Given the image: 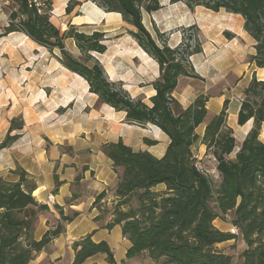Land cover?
Segmentation results:
<instances>
[{"label":"trees","instance_id":"16d2710c","mask_svg":"<svg viewBox=\"0 0 264 264\" xmlns=\"http://www.w3.org/2000/svg\"><path fill=\"white\" fill-rule=\"evenodd\" d=\"M8 1L11 23L2 28L0 37L24 34L48 50L63 68L84 79L99 105L125 113L123 123L142 129L155 126L169 139L161 158L147 151H134L122 140L105 143L101 148L117 176V203L112 223L107 227L121 226L123 236L131 243L126 258L146 256L155 264H232L231 256L217 245L237 237L213 225L219 215L230 212L233 214L231 224L237 227L245 243L240 264H264V144L258 139L264 123V81L253 78L243 89L247 99L241 102L237 125L243 126L252 119L253 127L233 158L228 157L237 143L226 124L227 100L222 110L206 123L201 143L210 159L203 162L215 166L218 173L217 179L208 178L194 167L192 148L199 141L195 131L207 118L209 98L200 95L184 108L173 96L179 79H200L190 62L192 56L203 52L205 43L197 25L188 28L194 35L176 47L170 48L165 43L159 46L142 23V11L151 14L162 8L158 0H90L105 13L121 15L122 22L132 28L129 36L157 63L159 76L151 84L155 95L147 105L109 82L102 65L92 56L106 52L105 32L86 33L73 25L61 32L50 23L52 0H45L47 8L40 14L28 6L27 0ZM177 2L180 0L172 3ZM80 4L69 1L65 15H70L73 7ZM185 4L190 10L200 7L212 13L225 11L239 15L243 19V30L255 42V55L249 59L257 68H264V0H187ZM223 35L227 40L235 38L228 32ZM66 40H73L78 57L66 49ZM54 51H58V55H54ZM9 125L0 142V151L18 140L19 135L11 133L23 129L22 117L13 118ZM143 142L149 147L157 145L156 141L148 139ZM16 172L19 175L16 183L0 178V264H29L63 233L64 225L75 216L60 213L59 224L40 240H35L33 233L38 218L48 207L32 196L35 184L26 179L27 174L21 169ZM157 186H164V190L155 191ZM103 197V192L98 194L93 207L97 208ZM55 209L60 210L58 206ZM74 251L73 264H84L99 254L106 256L107 263H115L108 244L94 243L90 236L76 242Z\"/></svg>","mask_w":264,"mask_h":264},{"label":"crops","instance_id":"0c3cea01","mask_svg":"<svg viewBox=\"0 0 264 264\" xmlns=\"http://www.w3.org/2000/svg\"><path fill=\"white\" fill-rule=\"evenodd\" d=\"M69 1L81 3L77 10L79 14L70 17L65 15V8ZM87 2L92 3L90 0H56L55 7H58V13H53L59 22L56 28L64 31L69 25L84 28L82 25L106 24L109 29L103 32L111 34L122 27L121 15L116 13H110V15L117 16L111 23H107L105 17L93 24L76 21L82 18ZM165 4L167 2H160L163 8ZM169 5H172V7L169 6L170 9L159 10L167 17L166 24L175 25L177 29L186 24H195L205 38L203 52L190 58L195 73L203 79L201 81L203 86L195 88L191 79L182 78L179 79L173 96L184 108L188 107L198 96H207L209 98L208 114L213 105V116L221 111L224 101L228 100L227 111L231 115L230 112L233 109V119L232 122L227 123V127L233 131L238 151V146L253 127L252 119L243 126L235 123L243 89L253 78L264 81V68H257L249 59L255 55L253 48L255 42L243 30V19L239 15L223 12L222 15L214 14L215 18L210 19L208 14L212 12L201 8L208 17L201 23L199 11L190 12L182 2ZM174 8L178 10L179 16H175V12L172 11ZM165 20L161 19V23ZM152 22L156 25L155 21ZM2 24L3 22H0L1 28ZM145 24L144 27L151 34V22L148 21ZM218 25L221 30L213 39L210 34L213 29L210 28ZM162 26L165 25L162 24ZM128 30L132 29L128 28ZM224 32L234 35L235 38L227 40L223 35ZM69 41L73 49L77 51L73 40ZM0 42V51H9L12 54L10 59H7L6 55L0 56V142L5 138L10 126L9 122L14 117L22 115L25 124L23 130L17 133L18 140L11 147L0 151V178L5 182L16 183L19 180L16 171L21 169L27 174L26 179L35 184L32 196L39 204L48 207V211L39 216L33 233L37 241L49 229L59 224L60 213L64 216L68 213L71 216L75 214L72 220L64 225L63 233L37 253L29 264H73L74 244L87 236H90L94 243L108 244L113 253L114 264H155L146 256L127 259L126 253L131 243L123 236L121 226L107 227L112 223L111 216H101L98 208L93 207V203L96 196L103 192L105 187L113 184L117 178L112 170L111 161L102 152L101 148L105 143H116L122 140L134 151H147L154 157L161 158L169 143L168 137L157 127L148 125L149 131L138 128L142 133L137 140H134L133 133L135 134L134 129L137 127L123 123L125 113L115 112L104 105L99 110L94 109L97 97L89 93L88 84L84 79L63 68L56 60L36 59L39 50L44 51V48L36 45L22 33H11L0 37ZM137 48L142 54L143 51ZM146 57L150 59L147 55ZM151 62L153 67L148 77L153 75V78L144 79L143 75H139L142 76L139 79L145 81L139 84L141 89L138 87L139 92L142 93L145 88L149 97L155 94L151 83L159 76L157 63L154 60ZM13 65L20 69V72H17L14 79L5 77L4 66ZM42 66L49 72L43 77L44 80L35 74ZM24 79H27L26 82L29 83L22 86L19 83ZM12 80L14 84L10 85ZM40 81L42 85L39 87ZM45 81L48 84L44 85ZM215 88L218 91L211 94V90ZM44 90L48 91L46 98L50 107L48 116L56 118V121H50L46 126L42 125L44 117L35 109L39 104L38 96L44 93ZM24 95H27L25 101ZM66 107H69L68 112L57 116V112ZM205 125L206 122L195 131L199 141L192 150L199 158L206 157V147L201 143ZM150 134L159 136L161 141L158 140L155 146L146 147L142 139ZM258 139L264 144V123L261 124ZM82 184L86 185L87 190L79 192L78 187ZM155 190L163 191L164 186H157ZM56 206L60 208L59 211L55 209ZM213 225L223 233H227L230 227L220 222L218 218ZM231 241L235 240L227 241L228 243L223 246H229ZM222 244L217 247L221 248ZM84 264L109 263L106 261V256L99 254L89 258Z\"/></svg>","mask_w":264,"mask_h":264},{"label":"rangeland","instance_id":"374dc122","mask_svg":"<svg viewBox=\"0 0 264 264\" xmlns=\"http://www.w3.org/2000/svg\"><path fill=\"white\" fill-rule=\"evenodd\" d=\"M79 1H83V0H79ZM158 1H159V4L161 1L167 2V4H165V6H164V8H166V9H170L172 7V5H169V4L174 5V3H172L173 0H158ZM186 1L187 0H180V2H182V4L185 5V7L190 12L196 13L197 11H199L201 13L199 15V19H200L201 23L204 20L208 19L206 14H204V13H206L204 10H202L201 8H194V9L190 10L185 4ZM177 3H175V4H177ZM51 4H52V7H51L52 13L51 14L49 13L51 16L50 23H52L56 27L59 24L57 17L55 18V15L53 14L54 12H55V14L58 13V7H55V5L57 4L56 0H52ZM95 5L97 6L96 3H95ZM79 6H81V5H79ZM79 6L73 7L71 14L68 16L70 17L74 14L75 15L79 14L77 12ZM169 6H171V7H169ZM161 7H162L161 9H164L163 6H161ZM172 11L175 12V16H179L178 10L176 8H174ZM223 12H225V11H220L219 13H209V14L207 13V14H208L209 18L211 19V18H215V17H213L214 14L222 15ZM142 15H143V22H142L143 25L145 23H147L148 21L151 22L152 31L150 30V32L152 34V37L156 39L159 46L162 45L163 43H165L170 48H174L177 45H179L181 42H184V39H187L188 36L190 37V36L194 35V31L188 29L191 26L189 24H186L185 26H183L179 29H177L176 28L177 26H175V25L170 26L169 24H166L167 20H165V19H167V17L164 16L160 11H157V12L151 13V14H147L144 11H142ZM83 16H85V17H83ZM83 16H82V18L77 19L76 21L93 24L91 21L90 22L86 21L87 14H86L84 9H83ZM216 18L218 19L219 17H216ZM161 19L165 20V22L161 23ZM152 21H155L156 25H154ZM162 24H164L165 26H162ZM2 26H3V24H2ZM121 26L122 27L117 29L115 32H113L111 34H106V38L108 39L105 42V45L107 47L106 52L103 55L93 54L92 56L96 60H98V62L102 65V67L104 69L105 76L109 82H113L117 85L118 88L119 87L122 88V90L125 91L131 98L142 99L145 104L150 105L149 99L151 98V96L149 97V93L147 91H145V88L143 89V93L139 92L138 87L140 88L139 84H142L145 81L143 79L142 80L139 79L140 77H142L139 75H143L145 77L144 79H151V77L153 78V75L150 78L148 77V75L152 71L153 64H152L151 60H153V59L150 58L147 54L146 55L151 60L147 59V57H144V56L142 57V54L140 53L139 49L137 48L138 45L128 34L129 33L128 28H130V29H132V28L125 23L121 24ZM79 28H80L79 29L80 31H83L86 33H90L93 30L106 31L107 29H109L108 25H106V24L97 25V26L88 25L84 28H81V27H79ZM67 29H68V26H67ZM210 29H213V32H211L210 34L213 37V39H215V37L219 34L221 27L218 25V26H214V28H210ZM66 30H64V31H66ZM2 32H3V30H2ZM61 32H63V31H61ZM0 45H1V42H0ZM65 47L68 51H71L73 56L78 57V50L76 51L73 49V46L70 44L69 40L65 41ZM72 50L75 52H73ZM76 52H77V54H76ZM54 53H55L54 55H58V51H54ZM38 54L39 55L36 56V59L37 58H40V59L48 58L49 61L50 60H56L54 58V56L51 55L48 52V50H46V49L44 51L39 50ZM2 55H6L5 57L7 59H10L12 57V54L9 51H7V52H4V50H2V52L0 51V56H2ZM4 69H5V72H4L5 77L6 76L11 77V78L13 77L12 79H14L17 72L18 73L20 72V69H17V67H15L14 65L11 67L4 66ZM47 73H49V72H47L45 70V67L42 66V68L39 71H37L35 74L37 76H39L41 78V80H44L43 77L46 76ZM24 74H25V72H24ZM0 76H1V72H0ZM156 79L157 78H155V80ZM191 80H192L191 83L194 85L195 88L203 86V84L201 82V81H203V79L200 78V79H191ZM26 81H27V79H24V81L23 82L21 81L19 84H21L22 86H25L27 83H29ZM41 83H42V81H40V84H38L39 87H40V85H42ZM13 84H14V80H12L10 82V85H13ZM46 84H48V82L45 81L44 85H46ZM88 90H89V87H88ZM216 91H218V90H216V88H215V89L211 90L210 93L214 94V93H216ZM47 95H48V91L44 90V93H41V95L38 96L37 101L39 102V104H37L35 107L37 113L41 114L44 117L42 120L43 126H46L47 123L49 124L50 121L51 122L56 121L55 117L49 118V116H48L49 115L48 110L50 109V107H49V103L47 102V99H46ZM26 96L27 95L23 96L24 101L27 99ZM246 99H247L246 97L242 96L241 102L243 100H246ZM250 100H251V98H250ZM228 103H229V101H228ZM93 107L95 110H99L101 107H103V105H99L96 101V103ZM227 109H228V106H227ZM231 109H232V107L230 108V110ZM68 110H69V107H66L65 109L59 110L57 112V116L64 115L66 112H68ZM232 112H233V109H232ZM232 112H230L231 115H229L228 111H227L226 124L232 122V119H233V113ZM213 114H214V106L212 105L211 108L209 109V114L205 120L206 123L210 120V118L213 116ZM18 116L22 117V115H18ZM18 116H16V117H18ZM22 119H23V117H22ZM18 123H19V121L16 122V125H18ZM235 123H237V122H235ZM24 126H25V124H24ZM135 127H137V126H135ZM138 128L142 129L140 127H137L134 129L135 130V134L133 133V139L134 140H137V138H139V135L142 133V131H140ZM144 130L149 131L148 126H146L144 128ZM18 132H20V131H14L11 134L14 135V134H17ZM148 134L149 133H147V135ZM143 139H148L150 141H156L157 144H158V140L161 141L160 140L161 138H159V136H155V135H151V134L147 138H143ZM143 139H142L143 145L146 147H149V146L145 145V143L143 142ZM192 152H193V150H192ZM236 152H237V149L235 148L234 151L230 154V156L228 158H233L235 156ZM193 155L195 158L197 157L194 154V152H193ZM206 157H207V155H206ZM197 158H199V157H197ZM203 161H206V160H203ZM204 164L207 165L208 167H210L209 163L205 162ZM30 182L33 183L32 181H30ZM116 182H117V179H115V182L113 184L105 187V190L103 191L104 197L97 203V208H98L101 216H106V217L111 216V218H113V211L116 208V203H117V199L115 197ZM86 190H87V188H86L85 184H82V186L78 187L79 192H84ZM132 206L134 207L135 204H132ZM211 206L213 208H215L214 204H211ZM125 209H127V208H124V210ZM43 214H45V213H43ZM70 216H71L70 213H68L66 217H70ZM218 219L220 222H222L224 224H228L229 226H232L231 221L233 219V214L229 212L226 215H219ZM227 233L231 234L229 231ZM236 237H237V239H235V241H233V242L231 241L230 242L231 244L229 246H223V245L228 243V242H226V243L222 244L221 248H218L219 250L223 251L227 255L231 256L232 264H240L241 263V261H242L241 253L243 252V250L245 248V243L242 240L241 236L238 235Z\"/></svg>","mask_w":264,"mask_h":264},{"label":"built area","instance_id":"2783aa9c","mask_svg":"<svg viewBox=\"0 0 264 264\" xmlns=\"http://www.w3.org/2000/svg\"><path fill=\"white\" fill-rule=\"evenodd\" d=\"M28 6L30 8L36 9L37 13H41L47 8V3L45 0H27ZM9 7V1L8 0H0V22H3V27L8 26L11 21L9 19V13L7 12V9ZM2 28L0 27V34L2 32ZM210 159V157H205V158H195L194 162V167L196 170L202 174L205 177L212 178V179H217L218 178V173L216 171L215 166H210L207 167L203 163V160ZM213 162L214 159H212ZM229 232L231 235L238 236L239 235V230L237 229L236 226H230Z\"/></svg>","mask_w":264,"mask_h":264},{"label":"bare ground","instance_id":"6f19581e","mask_svg":"<svg viewBox=\"0 0 264 264\" xmlns=\"http://www.w3.org/2000/svg\"><path fill=\"white\" fill-rule=\"evenodd\" d=\"M84 10L87 14L86 21L88 22L91 21L92 23H98L100 19L103 17H105L108 23H111L114 21L115 17H117V16L110 15V13H105L104 11L99 9L96 5L90 2H87L85 4ZM142 55L146 57V54H144L143 52H142Z\"/></svg>","mask_w":264,"mask_h":264}]
</instances>
